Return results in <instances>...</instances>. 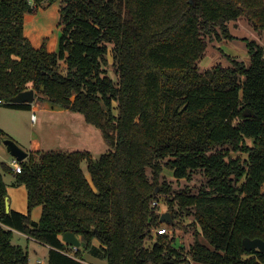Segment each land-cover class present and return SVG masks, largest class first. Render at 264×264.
<instances>
[{
	"label": "trees",
	"instance_id": "16d2710c",
	"mask_svg": "<svg viewBox=\"0 0 264 264\" xmlns=\"http://www.w3.org/2000/svg\"><path fill=\"white\" fill-rule=\"evenodd\" d=\"M56 1L51 51L48 37L35 46L25 34V15ZM241 17L264 35V0H0V105L30 109L11 100L33 88L38 100L83 114L111 147L96 159L30 151L22 172L2 163L26 185L28 212L6 211L0 170V264H29L13 229L48 245V264H91L84 251L107 264H183L184 246L153 232L164 223L153 203L163 194L170 225L193 233V261L264 264V251L244 245L264 240V46L245 38L246 61L217 45L235 38ZM210 47L224 62L201 68ZM197 174L203 181L191 185ZM65 231L81 238L79 257Z\"/></svg>",
	"mask_w": 264,
	"mask_h": 264
},
{
	"label": "rangeland",
	"instance_id": "374dc122",
	"mask_svg": "<svg viewBox=\"0 0 264 264\" xmlns=\"http://www.w3.org/2000/svg\"><path fill=\"white\" fill-rule=\"evenodd\" d=\"M60 7V3L57 2L55 4H47L43 3L40 6V12L39 14L34 18V20L38 23V25L41 27L38 35L45 33L47 31H50L53 28H56L60 26L58 24L59 17L56 18L58 15V9ZM47 9L48 12H47ZM233 33L235 34L234 39H223L217 41V45L222 47L225 51L238 55L242 58H244L246 61L249 60V55L246 49V41L245 38H253L257 39L263 46H264V35L259 34V32L254 29L246 20L245 17H241L239 20H237L236 24L232 25ZM37 31V30H36ZM50 34V33H48ZM111 59V58H110ZM112 61V59H111ZM218 61H223L224 59L221 56V54L214 49L213 47H210L209 53L201 60L200 67L201 68H208L217 63ZM109 73L114 76L113 67H109ZM115 77V76H114ZM32 112L24 110V109H13L11 107H6L3 105H0V128H3L5 130V133L8 135H12V137H17L19 141H26L29 139L31 135V125L34 123L36 130L39 128V120H38V113L37 115H33L34 118H32ZM51 117L47 119L50 121ZM56 119H61L58 123L56 122V126H54L57 129H61L62 127H65L67 131H69V134L74 139V144H71L68 147H65L61 144H57L54 146L55 150H89L92 152V157L94 159L99 158L101 154L108 151L111 147L110 144L104 139L103 134L101 130L96 127L95 125L89 123L86 121L83 114L77 112L68 110L65 114H62L60 116H57ZM47 131V130H46ZM45 131V132H46ZM47 134V133H46ZM57 140H61V136H56ZM14 138V139H15ZM249 143H252V139H248ZM60 145V146H59ZM236 155V153H234ZM13 155L8 151L7 146L4 143V139H0V161H7L8 165L12 162ZM5 163V162H4ZM82 167L89 179H91V175L88 171V162L87 160H84L82 162ZM168 173L171 175V173L168 171ZM170 175H168L170 177ZM14 178L11 174L5 175V180L7 182V196L12 199V203L14 206L19 207L20 209H23V213L28 212V190L26 188V185L24 183H18L19 185H10L11 179ZM203 176L200 174L196 175V178L193 179L190 184L191 185H199L203 181ZM5 182V183H6ZM186 185L187 183H183ZM159 211L161 213L163 212H170L169 206L167 203V199L165 195H161L159 197ZM31 218L33 219H39L41 216V207L36 206L31 210ZM170 215L172 217V214L170 212ZM173 218V217H172ZM174 220V219H173ZM178 221L182 222L185 226L192 222V218L185 215L184 213L182 215L178 216ZM163 223V222H162ZM166 225L160 226V228H163L164 226H167L169 228V234L167 235V240L172 241V245L175 247H179L181 245L184 246V253L185 256L188 258V261H186L183 264H201L196 263L193 261L191 254H190V245L193 242V233H187L185 232V228L180 226H172L168 223H163ZM153 232L154 228H153ZM155 236V235H154ZM13 243L21 244L23 245L28 251H29V264H37V259H40V264H47V261H45V258L48 260V248L47 245L41 243V244H33L31 240L28 241L26 236L24 234H19L18 232L13 233ZM153 242V240H151ZM71 254L76 255V252L79 250L71 247ZM82 248V244L80 246ZM77 256V255H76ZM79 257V256H77ZM83 258L86 262L92 263V264H107V260L103 257H97L93 254H91L89 251H84L83 255L80 257ZM43 262V263H42Z\"/></svg>",
	"mask_w": 264,
	"mask_h": 264
},
{
	"label": "crops",
	"instance_id": "0c3cea01",
	"mask_svg": "<svg viewBox=\"0 0 264 264\" xmlns=\"http://www.w3.org/2000/svg\"><path fill=\"white\" fill-rule=\"evenodd\" d=\"M57 2H59V1H56L52 4H55ZM40 9L41 8H39V11L36 14L27 13L25 15V34L32 40V42L34 43L35 46H40L42 41H43V38L48 37L49 38L48 48L51 51H55V50H57V46H58V37L61 33V26L58 27V25H57L56 28H53L50 31H47L45 33L38 35V32H39L41 27L34 20V18L39 14V12L41 11ZM48 10L49 9H47V12H48ZM57 17H59V9H58V15L56 16V18ZM58 24H59V22H58ZM48 33H50V34H48ZM31 104H32V106L30 109H24V110L32 112L31 113L32 118H34L35 115H37V113L39 114L38 115L39 128H37V130H36V127L34 125L35 122H33V124L31 125V135H30L29 139L27 140V142L26 141H19L18 139H16L17 137L15 138V137H12L11 134L10 135L8 134V136H10V138H13V139L15 138L14 140L22 148H24L28 152H30V151L36 152L39 150L41 151V150H52V149L55 150L54 146H56L57 144H61L65 147H68L71 144H74L73 137L70 136L69 131H67L65 129V127H62L61 129H57L54 127V126H56L55 125L56 122L58 123L61 120V119H56V117L60 116L62 114H65L69 109L52 107L48 101H41V100H38L37 98H35V101ZM13 109H19V108H13ZM33 115H34V117H33ZM49 117H51L50 121L47 120V119H49ZM1 129H3V128H1ZM57 135L61 136V140L60 139L57 140V137H56ZM66 150H68V149H66ZM3 162H5L6 164H8V162L7 161H0V170L3 173L4 181L6 182L5 175L11 174L14 178L11 179L9 184L14 185V186L19 185L17 182H15V173L6 172L3 169V167H2ZM6 184H7V182H6ZM9 202H10V210L14 209V210L23 212V211H21L23 209H20L19 207L14 206V204L12 203V199L9 198ZM40 207H41V214H42V206H40ZM34 220L38 221V220H40V218L34 219ZM13 230H14V232H18L19 234H24L26 236V238L28 239V241L31 240L33 242V244H41L42 243L39 240H36V239L30 237L28 234H26L22 231H19L16 229H13ZM47 248H48V253H49L50 247L48 245H47ZM39 261H40V259H37V264H40ZM45 261H47V264H48V260L46 258H45Z\"/></svg>",
	"mask_w": 264,
	"mask_h": 264
},
{
	"label": "water",
	"instance_id": "95a60500",
	"mask_svg": "<svg viewBox=\"0 0 264 264\" xmlns=\"http://www.w3.org/2000/svg\"><path fill=\"white\" fill-rule=\"evenodd\" d=\"M35 101V90L33 88L24 90L15 95L11 102L12 103H33ZM4 143L7 146L8 151L16 157L19 161L26 159L29 152L22 148L13 138L4 139ZM6 211H10L9 197H6ZM160 220L164 223H173V218L170 212L161 213ZM62 240L72 246L80 247L82 244L81 238L73 231H65L62 234ZM244 245L248 250L258 248L264 251V240L262 238H245Z\"/></svg>",
	"mask_w": 264,
	"mask_h": 264
},
{
	"label": "built area",
	"instance_id": "2783aa9c",
	"mask_svg": "<svg viewBox=\"0 0 264 264\" xmlns=\"http://www.w3.org/2000/svg\"><path fill=\"white\" fill-rule=\"evenodd\" d=\"M1 102V100H0ZM10 166L13 168V170L15 172H22L23 170V165L21 163V161H19L16 157H14L12 159V162L10 163ZM160 199L155 200L153 203L154 205L159 204ZM166 225V224H163ZM154 231L156 232V234H164V235H168L169 234V228L167 226H164L163 228L160 227H155ZM74 248L78 249L79 247L73 246Z\"/></svg>",
	"mask_w": 264,
	"mask_h": 264
}]
</instances>
